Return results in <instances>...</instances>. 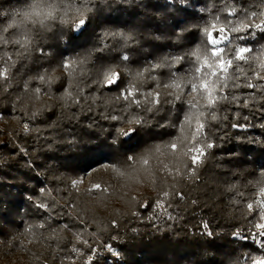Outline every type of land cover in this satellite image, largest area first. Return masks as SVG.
<instances>
[{"label":"trees","instance_id":"1","mask_svg":"<svg viewBox=\"0 0 264 264\" xmlns=\"http://www.w3.org/2000/svg\"><path fill=\"white\" fill-rule=\"evenodd\" d=\"M30 3L0 0V243L16 249L22 238L30 241L23 256H11L9 261L253 264L254 258L263 257L257 225L262 223L264 205L255 187L264 186V68L255 75L246 58L264 52V34L255 26L248 31L264 0H187L188 13H195L188 16L179 0H91L89 4L44 0L54 5L56 19L43 25L38 23L41 17L29 20L21 14ZM50 8L41 13L43 18ZM84 8L94 12L86 30L74 33L73 26L81 18L75 9ZM178 21H183L179 28ZM213 25L230 35L221 52L222 59L233 64L221 76V81L232 80L225 84L227 99L216 106L217 120H206L205 128L197 131L199 116L182 123L186 102L175 107L163 103L159 111L145 112L117 99L131 76L163 58L181 57L180 65L171 66L172 75L191 78L197 66L192 53L200 49L201 61L205 60L211 49L204 29ZM104 30L131 33L135 39L127 43L119 37L110 39L109 48L95 52L101 47L98 34ZM242 47L248 48L246 58L238 55ZM122 54L130 57L128 62L120 61ZM65 61L73 66L63 67ZM107 67L125 74L119 88L98 86L99 73ZM168 73L165 65L152 74L167 83ZM45 74L54 78L51 90L40 81ZM143 79L147 83L138 99L156 87L150 76ZM248 83L254 87L248 88ZM38 87L40 93L35 91ZM65 91L94 99L66 104ZM192 93L184 95L185 101ZM40 110L42 114L32 118ZM129 113L147 123L142 140L135 147L122 148V138L116 134L130 125L106 117H128ZM23 121L30 131L20 130ZM178 129L188 130L189 136H181ZM109 132L113 135L108 136ZM105 138L116 139L113 154L101 158L85 153V144ZM205 142L215 146L205 150L200 164L193 165L194 153L189 150ZM173 143L177 173L172 182H162L155 164ZM103 164L105 173L125 178L128 192L125 197L116 196L119 204L109 212L95 206L99 197H113L112 182H105L107 192L94 190L95 199L72 184L86 171L102 170ZM141 177L146 179V189L134 190ZM157 200L163 202L162 208ZM41 202L47 207H39ZM236 232L241 237L234 236Z\"/></svg>","mask_w":264,"mask_h":264},{"label":"snow or ice","instance_id":"2","mask_svg":"<svg viewBox=\"0 0 264 264\" xmlns=\"http://www.w3.org/2000/svg\"><path fill=\"white\" fill-rule=\"evenodd\" d=\"M84 3L89 4L91 3V0H78V3ZM179 3L181 5H184L182 7V11L186 13V15H195V13H188L187 10V0H179ZM75 11L80 14L81 18L74 24L73 26V32H83L87 28V24L89 22V18L91 14L94 12L93 8H84L81 9H75ZM203 11V10H201ZM55 7H51L48 10L47 17L50 18H56L54 15ZM67 15V13H65ZM253 19H255V15H253ZM63 22V21H62ZM43 23V21H41ZM180 23H183V21L177 22V28H179ZM261 34H264V19H261L258 23L254 25ZM195 28V25L192 26ZM253 28V25L248 26V31L251 32ZM235 32V28L232 29ZM187 31V29H185ZM220 31H224L223 28L220 30H216L215 25H213V29L209 31L208 29H204L205 37L209 43V48L211 49V52L208 54L207 57H205L206 62L201 61V51L200 49H196L192 55L196 60V67L194 68V74L191 78H182L181 76H173L171 72V66L173 64L180 65L182 62L181 57H175L174 59H167L163 58L161 63H155L151 64L146 68L143 72H137L135 76H131L132 80L129 83L128 86H126L124 92L121 94V96L117 97V99H123L125 102H127L128 106L130 107L132 104H135L137 107H140L145 112H152V111H159L160 106L163 103H167L171 105L172 107H175L177 103L179 102L181 105L183 103H187L188 105V111L186 114L183 115V121L182 123L184 125L188 124L190 120H194L197 116H199V123L197 124V131H200L201 129L205 128V121L210 120H217V114H216V106L218 103L222 100H226L227 97L223 95L225 84H228L229 80H232L230 78L225 79L221 81V76L226 71L229 72V69L233 66L231 59L225 60L221 57L223 56V53L220 51L219 48V41L216 39L217 36L220 35ZM191 34V33H190ZM240 34V33H237ZM99 43L101 44V47L98 49H95V52H103L105 49L109 48L110 45L108 44V41L110 39H116L119 37L121 40H123L125 43L134 40L135 37L131 33H125L123 31H100L99 32ZM239 36V35H237ZM158 39V37H156ZM246 51V49H241V53ZM85 59H88L86 56ZM130 57L127 54H122L120 56V61L122 63L128 62ZM243 62V61H241ZM165 65L168 66L169 70V76L171 77V80L167 83L162 82L159 80L156 76H154L152 73L154 71H158L165 67ZM231 65V67H229ZM65 68H71L73 64L69 61H65L62 64ZM199 73V75H195V73ZM3 73H0L2 75ZM101 79L97 82L98 86H105L111 88L112 86H116L117 88L120 87V85L123 83L122 76L125 74L120 73L119 71H116L114 67H107L100 71L99 73ZM130 75V74H129ZM147 75L151 77V80L155 83L156 87L150 91L143 93V99H138L137 96L141 95L140 89L143 87L147 81L143 79V77ZM261 79V78H259ZM40 81L48 85L49 87L46 90H51V86L54 82V78L51 76L41 75ZM248 88H253L254 85L252 83L247 84ZM175 90V91H173ZM37 93H40L42 91L41 88H36L35 90ZM192 91L195 93V96L192 99H189L185 101L184 95ZM197 98L203 101V103H198ZM62 99L67 104L69 101L72 104L79 105L81 103L82 99H94L93 97L85 98L83 95H80L78 98L72 96V94L68 91H65ZM234 99H238L237 97H234ZM247 106V105H245ZM47 107V105H45ZM178 111H182L181 109H178ZM203 113V115H201ZM42 114V110L33 113V117ZM207 114V115H206ZM106 119H111L113 121H126L130 126L127 128L121 127L117 132V137L122 138L119 141V144L122 148L128 147H135L137 143H139L142 140V128L147 123L145 119H141L138 115L133 116L132 113H129L128 117L124 116H109L106 117ZM179 122V121H178ZM237 125H232V127H236ZM89 128L93 127V124L88 125ZM25 131H30L29 124H25ZM113 134L111 132L108 133V136H112ZM116 139H113L112 142H109L107 138L98 140L97 143L91 144H85L84 151L85 153H95L101 156V158H107L109 154L112 153L113 144L116 143ZM200 141L197 140V144H199ZM214 144L211 142H205L203 146L196 147L193 146L189 152L194 153L191 155V162L193 165H198L202 162V158L205 155L206 149H212L214 148ZM173 149L176 148V144L173 143L171 145ZM23 152V150H20ZM194 171V170H193ZM75 183V182H74ZM2 187V185H0ZM94 189H99L100 185L93 186ZM26 190V189H25ZM42 192H46V190L41 189ZM164 197L169 196V192H163ZM262 197L261 204L264 205V192L260 195ZM157 207H163V204L160 200L156 201ZM39 207L44 208L47 207L43 202L39 204ZM252 205L249 204V208L252 209ZM205 229L208 228V226L205 224L203 226ZM257 228L260 230L258 232V235L261 238V249H264V223H259L257 225ZM208 236L212 235V232L208 231L206 232ZM234 236L241 237V233L236 232L234 233ZM255 241H253L254 243ZM87 243V241H85ZM109 252H112L113 249L109 247ZM119 254V253H116ZM253 264H264V261H254Z\"/></svg>","mask_w":264,"mask_h":264},{"label":"rangeland","instance_id":"3","mask_svg":"<svg viewBox=\"0 0 264 264\" xmlns=\"http://www.w3.org/2000/svg\"><path fill=\"white\" fill-rule=\"evenodd\" d=\"M254 15H255V19L250 21L251 25H253V26L256 23H258L261 19H264V7H262V9L256 11L254 13ZM207 29L209 31H211L213 29V27H208ZM229 38H230V35L227 32L220 31V35L217 36V38H216L219 41L220 51H222L225 43L228 42ZM209 43H210V41H209ZM241 49H246V51L241 53ZM247 51H248V48H246V47L239 48L238 49V55L246 58L247 57L246 56ZM246 59L250 60L251 65H252L250 70L254 71L255 75L259 73V70L262 67L264 68V52H258L255 55H253L251 58L247 57ZM203 62H206V61L204 60ZM196 75L198 76L199 73L197 72ZM240 75H242V73ZM238 77H239V75H238ZM187 96H189V95H187ZM194 96H195V93L193 92L189 99H192ZM230 99L232 101H234L233 98H230ZM201 101L202 100L197 98V102H201ZM236 104H238V103H236ZM14 121L16 122L15 118H14ZM25 124L26 123L23 121V122H21V125H19L21 131L26 132L25 131ZM180 127L181 126H178L177 128H180ZM0 130H2L1 126H0ZM178 132H180L181 136H184L185 138H187L189 136L188 130L186 131V129H184V131H183V129H178ZM162 153L163 154H161L160 156L163 157V160L156 161L155 165L159 171V175L161 176L160 179L162 180V182H165V181L166 182H172L173 178L176 176V173H177V166L174 163V160H176V156H177L176 149H173L172 147H170V149H168L167 151L162 152ZM102 166L104 167V168H102L103 171L102 170H96L95 168L92 170L86 171L82 175L77 177L76 179H73L72 184L74 185V187L77 190H85V192L87 194L92 195V196H90L91 198L95 199L94 194H93L94 190H106V189H104L105 182L106 181L112 182V184H113L112 187L115 189V191H112L113 197H110L108 199H101L102 197H99L96 200V206H95L97 210L109 212L112 205L119 204L115 201L116 196L118 197L120 194H122L125 197L126 195H128V192H127V189L125 188V178L124 177L121 178V176L118 174L105 173V171L107 170V166L105 164H103ZM145 180L146 179L141 177L140 178V185H138L137 187H134V190L139 191L142 189H146V186L144 184ZM150 180H151L150 182L153 181L152 178ZM95 185H100V188L94 189L93 186H95ZM150 186H151V184H150ZM128 187H129V182H128ZM255 188H257L258 197L261 198L260 195L262 192H264V186L261 185L260 188L259 187H255ZM106 192H107V190H106ZM133 194H134V192H133ZM162 204H163V202H162ZM160 208H162V207H160ZM262 223H264V215H263ZM78 241H79V239H78ZM29 242L30 241L22 238L20 241V246L17 247L16 249H11L8 245L5 246V244L2 245L3 243H0L1 244L0 245V264H13L11 261H9V258L11 256L18 257V258L23 256L24 251H25L24 246L26 244H29ZM105 248L109 249V245H105ZM112 253L113 254L115 253L114 249H113ZM88 260H89V256H88ZM254 261H264V256L263 257H256V258H254L253 262Z\"/></svg>","mask_w":264,"mask_h":264},{"label":"clouds","instance_id":"4","mask_svg":"<svg viewBox=\"0 0 264 264\" xmlns=\"http://www.w3.org/2000/svg\"><path fill=\"white\" fill-rule=\"evenodd\" d=\"M48 7H54V5H48L44 3V0H31V3L21 10V14L29 20H31L33 16L41 17L38 23L43 25L56 19L50 17L45 19L41 16V13ZM41 21H43V23H41Z\"/></svg>","mask_w":264,"mask_h":264},{"label":"built area","instance_id":"5","mask_svg":"<svg viewBox=\"0 0 264 264\" xmlns=\"http://www.w3.org/2000/svg\"><path fill=\"white\" fill-rule=\"evenodd\" d=\"M175 91V90H174Z\"/></svg>","mask_w":264,"mask_h":264}]
</instances>
